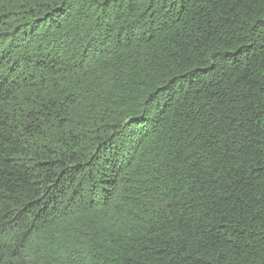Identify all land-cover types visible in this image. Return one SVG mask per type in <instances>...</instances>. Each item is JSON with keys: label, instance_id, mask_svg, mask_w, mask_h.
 <instances>
[{"label": "trees", "instance_id": "obj_1", "mask_svg": "<svg viewBox=\"0 0 264 264\" xmlns=\"http://www.w3.org/2000/svg\"><path fill=\"white\" fill-rule=\"evenodd\" d=\"M0 264H264V0H0Z\"/></svg>", "mask_w": 264, "mask_h": 264}]
</instances>
